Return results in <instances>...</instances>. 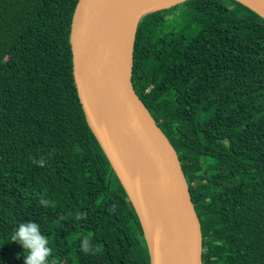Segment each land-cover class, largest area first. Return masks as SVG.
<instances>
[{"label": "trees", "instance_id": "16d2710c", "mask_svg": "<svg viewBox=\"0 0 264 264\" xmlns=\"http://www.w3.org/2000/svg\"><path fill=\"white\" fill-rule=\"evenodd\" d=\"M77 1L0 0V264H24L11 235L28 221L49 240V264H149L77 97ZM175 11L180 30L164 32ZM131 80L177 153L202 264H264V19L232 0L149 14L137 27ZM41 158L44 166L34 163Z\"/></svg>", "mask_w": 264, "mask_h": 264}, {"label": "water", "instance_id": "95a60500", "mask_svg": "<svg viewBox=\"0 0 264 264\" xmlns=\"http://www.w3.org/2000/svg\"><path fill=\"white\" fill-rule=\"evenodd\" d=\"M189 1L78 0L71 20L77 97L137 216L149 264H202L201 227L177 153L131 80L141 19ZM232 1L264 19V0Z\"/></svg>", "mask_w": 264, "mask_h": 264}, {"label": "clouds", "instance_id": "9594fccd", "mask_svg": "<svg viewBox=\"0 0 264 264\" xmlns=\"http://www.w3.org/2000/svg\"><path fill=\"white\" fill-rule=\"evenodd\" d=\"M39 166H44V160L41 158L34 161ZM13 243H17L24 249V264H49V258L52 255V248L49 246L48 238L42 234L40 225L34 221L23 222L13 230L11 235ZM90 244L87 238L84 239L82 250L87 252ZM19 259V256H17Z\"/></svg>", "mask_w": 264, "mask_h": 264}, {"label": "rangeland", "instance_id": "374dc122", "mask_svg": "<svg viewBox=\"0 0 264 264\" xmlns=\"http://www.w3.org/2000/svg\"><path fill=\"white\" fill-rule=\"evenodd\" d=\"M179 10V9H177ZM181 27V18H180V12L175 11L170 17L167 19V25L165 24L163 31L164 32H178ZM215 237L221 238V234L217 233L215 234Z\"/></svg>", "mask_w": 264, "mask_h": 264}, {"label": "bare ground", "instance_id": "6f19581e", "mask_svg": "<svg viewBox=\"0 0 264 264\" xmlns=\"http://www.w3.org/2000/svg\"><path fill=\"white\" fill-rule=\"evenodd\" d=\"M137 95V94H136ZM86 121V120H85ZM108 161V160H107ZM109 163V162H108Z\"/></svg>", "mask_w": 264, "mask_h": 264}]
</instances>
